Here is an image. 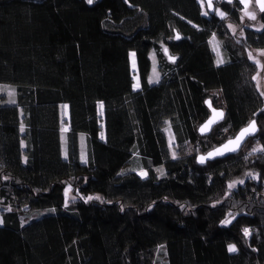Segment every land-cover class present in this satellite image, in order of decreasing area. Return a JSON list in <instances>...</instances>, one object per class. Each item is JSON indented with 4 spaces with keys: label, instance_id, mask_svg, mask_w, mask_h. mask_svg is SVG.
Masks as SVG:
<instances>
[{
    "label": "trees",
    "instance_id": "1",
    "mask_svg": "<svg viewBox=\"0 0 264 264\" xmlns=\"http://www.w3.org/2000/svg\"><path fill=\"white\" fill-rule=\"evenodd\" d=\"M214 5L0 0V264H159L160 248L163 264H264V96L249 58L264 12L254 26L239 0ZM208 99L224 119L201 136ZM252 120L259 133L237 154L197 163Z\"/></svg>",
    "mask_w": 264,
    "mask_h": 264
},
{
    "label": "rangeland",
    "instance_id": "2",
    "mask_svg": "<svg viewBox=\"0 0 264 264\" xmlns=\"http://www.w3.org/2000/svg\"><path fill=\"white\" fill-rule=\"evenodd\" d=\"M242 5H243V13H242L243 22L245 24L256 26L258 24V20H259V12L257 10L256 4H255V0H250V3H248L247 5H245V4H242ZM221 13H223V12L221 10H218V14L220 16H221ZM248 13L254 14L255 15V19H252L250 17V15H248ZM223 16H224V13H223ZM233 30H235V31L238 30L239 31L240 29H239V27H233ZM211 46H212V49L214 50V52L216 54L217 61L218 60H223L222 55H221V51H220V42L216 38L213 39V37H212ZM250 53H251V57H252L251 59L254 60L257 63V65H258V72H257L256 78H255L256 81H257L258 88L261 91V93H264V49H252V50H250L249 54ZM132 54L130 55V59H131V68H132V71L134 72V84H135L137 82V80H139V76H138V73H137L135 55L133 56ZM151 61H152V68H151V73H150L149 79L154 77V72L159 74V79H160L161 76H160V72H159V69H158V62H157L156 55L154 53L151 54ZM139 83H140V80H139ZM1 93L3 94L5 102H7V103H13L15 101V99H16V89L13 86H11V85H8V84L2 85L1 86ZM100 104H99V106H100ZM99 106H98L99 116L101 118H103V110H102V113H101V109H100ZM62 111H63V118H64V124L62 126V130H63L62 152H63V155L65 157L66 156V147H65L66 132L69 130V126L67 124L68 116H69L68 106L67 105H63L62 106ZM100 125L102 127V131L100 133V137L104 138V123L101 121ZM262 127H263V130H264V122L262 123ZM166 133H167V136H168L169 145H170V141H171V147L174 149L175 140H174L173 134H172L169 126L166 128ZM173 154H175V152L172 150V157H173ZM80 158H81V160L83 162H85V160H86V156H85V140H84L83 137L81 138ZM135 159L137 160L138 158L135 157ZM142 172L146 173L145 170H142V169L138 170V174L141 177H145L144 175H141ZM65 193H67V195H66L67 203L70 200L74 199V197H72L71 194H70V187L66 188V192ZM1 219L2 218H1V210H0V221H1ZM158 254L159 255H158L156 261L159 264H163L164 262H163V258L161 257V255L165 254L164 250H162L160 248L159 251H158Z\"/></svg>",
    "mask_w": 264,
    "mask_h": 264
},
{
    "label": "snow or ice",
    "instance_id": "3",
    "mask_svg": "<svg viewBox=\"0 0 264 264\" xmlns=\"http://www.w3.org/2000/svg\"><path fill=\"white\" fill-rule=\"evenodd\" d=\"M87 2H88L89 4H92V3H93V0H87ZM239 2L242 3V4L247 5L248 3H250V0H239ZM256 2H257V4L259 5L260 10H261L262 12H264V0H256ZM208 6H209V7H212V0H208ZM205 14H207V13H205ZM248 15H250V17H251L252 19H255V15H254V14L248 13ZM221 16H223V13H221ZM179 38H180L179 35H177V36H176V39H179ZM213 39H215V36L213 37ZM167 52H168V50H167V48H165V49H164V53L167 54ZM132 55L134 56L135 54L133 53ZM168 58H169V60H171V61H173V62H174L175 59H176L175 57H172V56H169ZM249 58H252V57H251V53L249 54ZM217 63H218V64H219V63H223V60H218ZM254 79H255V78H254ZM158 81H159V74L154 72V77L151 78V79H149V83H155V82H158ZM138 88H140L139 80H137V82H136L135 84H133V89H134V90H135V89H138ZM10 94H11V93H10ZM262 95H264V93H262ZM208 103H209V107H211L210 102H208ZM99 107H100V109H101V113H102V110H103V104L101 103ZM212 111H213V115H212V117H211L209 120H207V121L205 122V124H203V125L200 127V129H199V131H200V133H201L202 135L205 134L207 131H210V130H211V126H212L213 124L217 123V122H218V119H222V118H223V113H222V112L217 113L215 109H213ZM22 130H23V129H22ZM255 131H256L255 121H253L248 127H246V128H244V129L241 130L240 134L236 137L235 140H229V141H228V144L223 145V146H222V149H223V150H222V149H216L214 152H210V153H208V156H207V157H204V156L200 157V163H204L206 159L213 158L214 156H217V155H223V154H224V151H235L236 148H229V145H231V144H235L236 147L238 148V147H239V143L242 141V139H243L246 135L254 134ZM102 138H103V137H102ZM170 146H171V141H170ZM261 150H264V149H261ZM173 158H175V154H173ZM162 174H163V173H162ZM141 175L146 176L147 173L142 172ZM249 175H251V174H249ZM241 183H243V181H241ZM234 186H235L234 184L229 185V187H234ZM66 195H67V193H66ZM88 199H93V197H88ZM95 199H99V197H95ZM230 222H231V221H227V220H226V221H223L222 223L227 224V223H230ZM244 235H245V236L249 235V229H247V228L244 229ZM236 250H237V249H236V247H235L234 245H230L229 248H228V251H229V252H235Z\"/></svg>",
    "mask_w": 264,
    "mask_h": 264
},
{
    "label": "water",
    "instance_id": "4",
    "mask_svg": "<svg viewBox=\"0 0 264 264\" xmlns=\"http://www.w3.org/2000/svg\"><path fill=\"white\" fill-rule=\"evenodd\" d=\"M203 1L205 2V4H206V6H207V9H208L209 13H210V14L215 13V11H216V7H215V5H214V2H215L216 0H212V7H209V6H208V0H203ZM255 4H256V7H257L258 11H259V12H262V11L260 10V7H259V5L257 4L256 0H255ZM208 102H210L209 99L206 100V105H207L208 108L210 109L211 115H210V117H209L207 120H209V119L212 117V115H213V111H212V110L215 109V108L212 106L211 102H210L211 107H209V103H208ZM215 110H216L217 113L222 112L221 110H218V109H215ZM223 119H224V116H223L222 119H218V122L215 123V124H213V125L211 126V130H210V131H207L205 134L202 135V134L200 133L199 129H200V127H201L203 124H205V122L207 121V120H206V121H205V122L199 127V129H198V133H199L201 136H204V135H207V134L211 133V131L213 130V128H214L216 125H218L219 123H221ZM253 121H255V127H256V131L254 132V134L246 135V136L242 139V141L239 143V147H238V148L236 147L235 144H231V145H229V148H236L235 151H224V154H223V155H217V156H214L213 158L206 159L204 163H200V157H202V156L207 157V156H208V153H210V152H214L216 149H222V146H223V145L228 144V141H229V140H235L236 137L240 134L241 130L244 129V128H246V127H248ZM258 133H259V127H258V125H257V122H256V120H252L248 125H246V126H244L243 128H241V129L237 132V134H236L234 137H232V138L226 140V141H225L224 143H222L221 145H219V146H217V147H215V148L209 150L207 153L198 155V156H197V163H198L199 165L204 166V165H206L208 162H211V161H214V160H217V159H222V158L228 157V156H230V155H235V154H237V153L241 150V148L243 147V145L245 144V142H246L249 138H252V137L256 136ZM222 150H223V149H222Z\"/></svg>",
    "mask_w": 264,
    "mask_h": 264
}]
</instances>
